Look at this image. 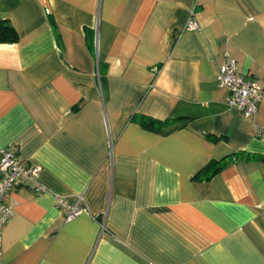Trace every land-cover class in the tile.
<instances>
[{
	"label": "crops",
	"instance_id": "crops-1",
	"mask_svg": "<svg viewBox=\"0 0 264 264\" xmlns=\"http://www.w3.org/2000/svg\"><path fill=\"white\" fill-rule=\"evenodd\" d=\"M0 19V149L44 187L8 192L0 264H264V0H0ZM225 51L260 86L250 118Z\"/></svg>",
	"mask_w": 264,
	"mask_h": 264
},
{
	"label": "built area",
	"instance_id": "built-area-1",
	"mask_svg": "<svg viewBox=\"0 0 264 264\" xmlns=\"http://www.w3.org/2000/svg\"><path fill=\"white\" fill-rule=\"evenodd\" d=\"M185 27L197 28L193 11ZM237 68L236 60L225 51L223 62L216 73L218 85L228 91L227 106L237 108L244 117L250 118L255 114L261 100L260 86L253 79L243 78ZM40 171L41 167L38 165L22 163L14 149L10 147L0 149V252L2 230L11 216V208L6 202L7 194L15 187L27 184H31L36 192L43 190L44 187L38 179ZM55 203L66 219L77 216L83 210L81 197L69 202L56 195Z\"/></svg>",
	"mask_w": 264,
	"mask_h": 264
},
{
	"label": "trees",
	"instance_id": "trees-1",
	"mask_svg": "<svg viewBox=\"0 0 264 264\" xmlns=\"http://www.w3.org/2000/svg\"><path fill=\"white\" fill-rule=\"evenodd\" d=\"M18 40V34L13 26L6 19H0V42H16ZM139 123L148 129L157 130L161 127H166L173 123L174 119H155L145 115L138 116ZM227 161V159H221L208 162L200 171L199 178L210 179Z\"/></svg>",
	"mask_w": 264,
	"mask_h": 264
}]
</instances>
